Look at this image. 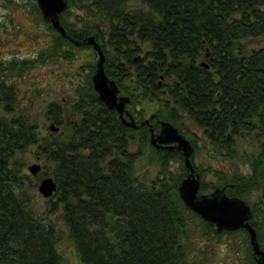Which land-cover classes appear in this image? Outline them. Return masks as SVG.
<instances>
[{"label":"trees","instance_id":"obj_1","mask_svg":"<svg viewBox=\"0 0 264 264\" xmlns=\"http://www.w3.org/2000/svg\"><path fill=\"white\" fill-rule=\"evenodd\" d=\"M125 2L83 0L88 18L80 16L82 23L71 25L67 7L61 23L74 40L87 34L99 40L90 21L103 17L111 45L109 53L103 47L105 70L119 91L129 94L127 107L135 97L158 101L149 117L154 131L161 116L182 132L185 116L220 155H239L249 162L246 172L220 169L217 174L228 194L251 205L250 222L259 239L264 206L250 203L248 196L252 189L264 188V43L249 46L247 41L264 38V0H139L135 7ZM46 23L53 42L37 56L0 60V264H63L57 247L61 228L51 211L67 227L80 264H190L183 239L186 218L188 213L201 217L178 194L187 171L181 152L156 149L147 122L136 128L124 124L116 109L96 97L90 79L65 110L56 100L48 102L46 115L59 125L57 130L41 129L28 110L17 106L15 85L4 78L8 70L23 72L63 43L90 47ZM197 134L189 137L194 150ZM238 137H247L250 148L239 151ZM146 144L166 164L167 156L177 155L181 172L169 169L171 175H166V169L159 178L141 179L135 160ZM31 157L41 162V169L52 163V175L40 174L39 180L51 175L57 182L44 209L34 201L31 173L25 168ZM199 188L210 186L200 181ZM201 222L215 231L213 224ZM240 228L250 246L247 230Z\"/></svg>","mask_w":264,"mask_h":264},{"label":"rangeland","instance_id":"obj_2","mask_svg":"<svg viewBox=\"0 0 264 264\" xmlns=\"http://www.w3.org/2000/svg\"><path fill=\"white\" fill-rule=\"evenodd\" d=\"M81 1L83 0H73L68 5L69 12H67L66 18L70 20L73 26H79L82 23V20L79 19L80 16L88 18L85 15L88 13L81 5ZM138 4L139 0H126L125 2V5L129 7H135ZM82 10H84V14L77 15ZM90 24L92 25L91 31L97 33L102 46L109 53L111 45L108 44L106 21L102 16L97 15L91 19ZM95 24L101 29L100 33L93 26ZM50 31L49 25L41 16L36 0H0V60L3 63L10 59L37 56L40 49L53 42V35ZM262 43H264L262 37L247 41L249 46ZM92 64L93 56L89 46L72 47L63 43L51 57L47 56L36 61L33 67L23 72L10 69L4 78L8 83L12 81L15 85L17 106L28 110L29 114L38 121L39 127L45 129L47 125L53 122L49 118L50 116L46 115L48 102L56 100L61 103L62 110H65L66 107H69V103L79 99L81 90L89 85L88 80L93 70ZM124 82L129 87L134 86L130 79L125 78ZM158 106L160 105L156 99L135 97L133 103H129L128 108L135 119L141 120L156 113ZM67 109V113L70 114L71 109ZM148 119L149 123H153L150 118ZM181 119L188 130L179 124L180 128L188 137L195 138L194 132L198 133L191 160L195 167L198 166L197 169H200L201 181H204L206 186H210L208 189L199 188L201 192L209 191L221 184L220 182L223 180H219L220 177L217 174L220 169L240 172L249 170L250 164L246 159L239 157V155L234 157L220 155L203 136L199 127L185 116ZM137 136L135 133L136 139ZM236 144L239 146V151L250 148L251 145L247 137H238ZM157 155L150 145L144 146L143 152L135 160V171L141 179L150 181L159 178L163 175V170L166 171V169V175H171L169 169L172 170V173L180 171L181 162L177 155L167 156V164L162 162ZM36 161L39 160L34 157L27 159L25 168L27 164ZM51 166L52 163L44 164L40 173L31 174L30 182L34 185L32 189L35 193L34 201L39 208L43 209L48 206V203L46 197L38 192V176L40 174L52 175ZM252 190L248 196V201L251 203V201L257 200L261 206H264V197L262 196L264 188L257 187ZM48 214L56 219L58 227L61 228L57 247L63 255V264H80L77 250L68 235L67 227L57 216L53 215L54 212L51 211ZM186 219L187 234L183 239L188 250L190 264H249V261H252V257L250 259L249 256L251 253L250 246L246 243L241 228L218 232L208 228L204 222H201L202 219L195 214L188 213ZM259 237L260 244L264 247V227L260 229Z\"/></svg>","mask_w":264,"mask_h":264},{"label":"water","instance_id":"obj_3","mask_svg":"<svg viewBox=\"0 0 264 264\" xmlns=\"http://www.w3.org/2000/svg\"><path fill=\"white\" fill-rule=\"evenodd\" d=\"M43 19L50 21L51 25L63 36L74 40L67 32L60 21V13L66 8L67 0H36ZM76 43L87 42L91 45L95 62L94 70L90 76L94 94L107 107L117 110L121 121L134 128L149 122L146 117L136 122L125 104L130 100L126 93H120L116 80L110 77L104 69L106 57L99 41L92 34L85 35ZM207 50L205 55H207ZM204 63V61H202ZM206 65V63H204ZM159 130L154 131L149 124V142L156 148L179 151L183 155V163L187 172L183 175L177 185V190L183 203L190 209L197 212L201 219L213 224L215 230H234L244 227L248 232V239L251 246V253L254 261L250 264H264V248L260 246L255 227L251 224L250 218L253 213L251 205L242 197L226 192V184L217 185L207 192L198 191L201 175L195 170L191 154L194 145L191 140L178 127L166 118L159 119ZM49 129L57 130L58 126L51 122ZM41 168L39 161L27 165L28 172L36 174ZM57 182L51 175L43 176L37 183L38 192L45 197L51 196L56 190Z\"/></svg>","mask_w":264,"mask_h":264},{"label":"flooded vegetation","instance_id":"obj_4","mask_svg":"<svg viewBox=\"0 0 264 264\" xmlns=\"http://www.w3.org/2000/svg\"><path fill=\"white\" fill-rule=\"evenodd\" d=\"M206 66V65H205Z\"/></svg>","mask_w":264,"mask_h":264}]
</instances>
